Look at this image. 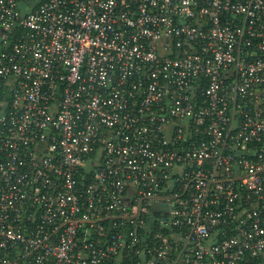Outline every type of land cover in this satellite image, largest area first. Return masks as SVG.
<instances>
[{"label":"built area","instance_id":"2783aa9c","mask_svg":"<svg viewBox=\"0 0 264 264\" xmlns=\"http://www.w3.org/2000/svg\"><path fill=\"white\" fill-rule=\"evenodd\" d=\"M0 264H264V0H0Z\"/></svg>","mask_w":264,"mask_h":264}]
</instances>
